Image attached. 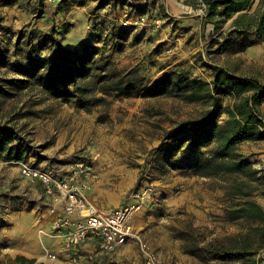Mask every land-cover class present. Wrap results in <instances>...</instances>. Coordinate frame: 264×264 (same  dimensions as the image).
<instances>
[{"label": "rangeland", "instance_id": "1", "mask_svg": "<svg viewBox=\"0 0 264 264\" xmlns=\"http://www.w3.org/2000/svg\"><path fill=\"white\" fill-rule=\"evenodd\" d=\"M60 1L0 0V79L13 80L0 83V126L7 123L28 141L31 152L21 162L67 171L82 158L91 168L90 199L102 209L145 192L147 200L134 217V227L172 264H244L243 260L204 261L184 252L179 233L189 225L207 240L236 231L226 221L230 199L211 179L187 170L163 169L155 158L165 129L175 121L198 118L205 104L166 95L128 98L94 93L104 100L97 103L90 94L47 97L38 87L20 88L18 81L25 75L18 70L29 65L20 63L26 62L29 49L23 37L37 36L31 54L45 59L50 46H44L42 38L51 34L68 53L81 52L85 46L104 49L117 69L137 67L149 81L179 65L211 81L210 66L218 65L240 76L258 73L264 84V62L247 61L241 40L215 52L217 45L211 43L218 32L204 21L200 9L185 0ZM222 95L221 124L235 100L231 92ZM211 148L185 147L176 160L191 162ZM238 149L264 175V140L242 142ZM19 162L0 160L2 258L23 255L35 259L34 264H144L131 241L111 253L99 248L83 251L81 257L70 253L50 229L55 215L41 185L22 175ZM252 197L264 207V189ZM197 209H202V216Z\"/></svg>", "mask_w": 264, "mask_h": 264}, {"label": "trees", "instance_id": "2", "mask_svg": "<svg viewBox=\"0 0 264 264\" xmlns=\"http://www.w3.org/2000/svg\"><path fill=\"white\" fill-rule=\"evenodd\" d=\"M44 1L40 0L41 4ZM184 3L200 9L204 21L218 32L211 43L217 45L215 52L230 48L238 40L243 41L244 48L251 43V37L264 40V0H185ZM229 21L227 29L222 30ZM35 37H23L29 49L26 62L20 63L29 65L18 70L25 75L18 81L20 88L35 86L45 96L54 98L90 94L95 103L103 99L95 98L93 94L101 93L128 98L166 95L187 103L205 104L206 109L198 118L175 121L171 128L165 129L155 158L163 169L190 171L198 178L211 179L215 188L224 190L230 199L226 206V221L233 224L236 231L207 240L189 225L179 233L182 248L186 254L204 261L243 260L244 264L264 261V207L252 197L255 191L264 189V175H259L238 149L242 142L264 140V120L260 110L264 86L256 78L235 75L214 65L210 66L213 78L208 81L191 75L185 66L179 65L149 81L137 67L117 69L104 49L85 46L81 52L68 53L53 34L42 38V44L50 46V56L35 59L31 54ZM69 55H72L70 59ZM1 82L7 84L13 80L0 79ZM227 91L235 95V100L228 109V119L221 124L218 118L223 109L222 94ZM206 145H212L207 154L191 162L176 160L185 147L198 149ZM30 152L28 141L17 129L7 123L0 126V160L25 161ZM6 261L9 264L35 263V259L23 255L2 258L0 252V264H6Z\"/></svg>", "mask_w": 264, "mask_h": 264}, {"label": "built area", "instance_id": "3", "mask_svg": "<svg viewBox=\"0 0 264 264\" xmlns=\"http://www.w3.org/2000/svg\"><path fill=\"white\" fill-rule=\"evenodd\" d=\"M19 164L25 178L41 185L55 215L50 229L62 238L73 255L81 257L82 252L87 251L86 245L90 252L99 248L111 253L131 241L136 244L144 264H172L134 227V217L147 200L145 192L138 191L128 202L102 209L88 197L92 190L91 168L82 158L67 171L21 161ZM51 257L56 258V254Z\"/></svg>", "mask_w": 264, "mask_h": 264}, {"label": "crops", "instance_id": "4", "mask_svg": "<svg viewBox=\"0 0 264 264\" xmlns=\"http://www.w3.org/2000/svg\"><path fill=\"white\" fill-rule=\"evenodd\" d=\"M250 40H251V43L245 48V54H244L245 58L247 59V61L252 62V64H254V65H258V64L263 63L264 62V40H260L256 37H251ZM230 73H232V72H230ZM232 74L238 75L237 73H232ZM245 76L256 78L264 86V84L261 82L260 77H258L259 76L258 73L247 74ZM260 110H261L262 115H264V101L262 102V104L260 106ZM88 197L90 199L89 193H88ZM94 200H97L99 202L101 201L99 197L98 198L94 197ZM92 202H94V201H92ZM197 210H198L199 215L202 216V214H201L202 209H197ZM85 249H87V251L90 252L89 245H86ZM261 264H264V262H262Z\"/></svg>", "mask_w": 264, "mask_h": 264}, {"label": "bare ground", "instance_id": "5", "mask_svg": "<svg viewBox=\"0 0 264 264\" xmlns=\"http://www.w3.org/2000/svg\"><path fill=\"white\" fill-rule=\"evenodd\" d=\"M49 255H47V257H48Z\"/></svg>", "mask_w": 264, "mask_h": 264}, {"label": "water", "instance_id": "6", "mask_svg": "<svg viewBox=\"0 0 264 264\" xmlns=\"http://www.w3.org/2000/svg\"><path fill=\"white\" fill-rule=\"evenodd\" d=\"M237 15H235V17H236Z\"/></svg>", "mask_w": 264, "mask_h": 264}]
</instances>
